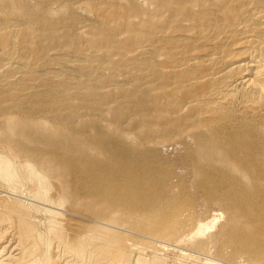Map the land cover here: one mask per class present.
I'll use <instances>...</instances> for the list:
<instances>
[{"label": "bare ground", "instance_id": "6f19581e", "mask_svg": "<svg viewBox=\"0 0 264 264\" xmlns=\"http://www.w3.org/2000/svg\"><path fill=\"white\" fill-rule=\"evenodd\" d=\"M196 198L210 242L184 235ZM183 239L264 264V0H0V264H167Z\"/></svg>", "mask_w": 264, "mask_h": 264}, {"label": "rangeland", "instance_id": "374dc122", "mask_svg": "<svg viewBox=\"0 0 264 264\" xmlns=\"http://www.w3.org/2000/svg\"><path fill=\"white\" fill-rule=\"evenodd\" d=\"M86 16L89 17V19H91L90 17L91 15H87L86 13ZM157 141H159V139ZM158 147H159L160 153L163 155L164 158H166L167 162H169V164H172V166L173 165L177 166V169L176 171H174V174H173V179L174 177L178 175L184 178L186 176L188 178V176L185 174L186 164H183L186 162V160L184 161V159L182 158L183 153H182V149L180 148V146H176V145L172 146V145H168L163 142ZM186 194L189 195L192 199L194 198V196L198 195V194L195 195L194 191H192L191 189H188ZM182 213L186 214L185 217L182 214L183 223L189 222L190 219H192L193 222H195V224L192 227L190 226L188 230L184 232V235L189 234L191 236L192 232H195L198 230L199 234L198 236H196L197 237L196 240L202 239L206 242H210V240H213V238H216L218 228L220 224L223 223V220H224L218 208L214 206L209 207L206 205L204 201H201L198 198L194 200V204L191 208H184L182 210ZM197 220H199L200 222L198 221L197 223ZM200 234L202 235V238L200 237ZM191 242L192 240L187 241L183 239L181 243H177L178 247H181L183 250L174 251L173 248L172 249L169 248V249H166L168 250V252H166V250L163 251L160 247H158L159 250L156 252V255L167 258L168 259L166 262L167 264H205L206 263L204 260L203 261H201L200 259L196 260V258H194L195 255L188 256L187 254L189 253V251L200 253V257L203 256L201 257L203 259L205 258V256L222 259V257L217 256V253L214 252L213 244L209 245V247L205 251H198V250L192 249L190 244H192L193 242L192 243ZM157 245L159 246L160 244H157ZM173 245H176V243ZM150 251H151L150 248H148L147 252L149 253ZM229 263L239 264L238 262L232 263L230 261Z\"/></svg>", "mask_w": 264, "mask_h": 264}]
</instances>
